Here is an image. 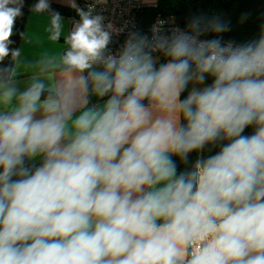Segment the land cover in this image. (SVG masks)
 Returning a JSON list of instances; mask_svg holds the SVG:
<instances>
[{"label":"clouds","instance_id":"9594fccd","mask_svg":"<svg viewBox=\"0 0 264 264\" xmlns=\"http://www.w3.org/2000/svg\"><path fill=\"white\" fill-rule=\"evenodd\" d=\"M65 2L66 33L32 5L64 47L26 61L0 0V264H264V26L158 19L113 50L124 27Z\"/></svg>","mask_w":264,"mask_h":264},{"label":"trees","instance_id":"16d2710c","mask_svg":"<svg viewBox=\"0 0 264 264\" xmlns=\"http://www.w3.org/2000/svg\"><path fill=\"white\" fill-rule=\"evenodd\" d=\"M34 3L35 0H25L23 16L18 18L15 24L16 34L12 37L15 43L12 47L18 46L19 33L22 32L27 12ZM51 8L63 15H74L73 11L54 4H51ZM157 13L173 15L180 28H184L194 16L219 17L230 26V31L222 34L223 40H232L236 43L247 42L258 37L261 27L264 26V0H156L155 4L146 5L139 12L138 25L141 31L148 29ZM8 62L5 60L4 63ZM186 94L184 93L185 96ZM252 131L251 128L246 129L245 134L250 135ZM216 150L218 149H213V152ZM205 154H208L207 149ZM196 156L197 153H191L190 160L194 161ZM175 159L179 169L183 170L185 165L181 164L178 158Z\"/></svg>","mask_w":264,"mask_h":264},{"label":"built area","instance_id":"2783aa9c","mask_svg":"<svg viewBox=\"0 0 264 264\" xmlns=\"http://www.w3.org/2000/svg\"><path fill=\"white\" fill-rule=\"evenodd\" d=\"M76 2L80 7L96 6V12L102 13L106 17L105 23L112 21L118 28L124 27V32L118 37L114 36L113 38V43L110 45L113 50L118 49L122 45L128 31H139L151 35L152 25L155 24L158 19L165 21L163 26L165 29L179 27L173 15L157 13L148 29L144 32L141 31L138 25V17L139 12L146 6L143 0H108L107 6L96 5V0H76ZM75 19H78V17L70 16L68 18L70 25L69 29L71 28L72 21Z\"/></svg>","mask_w":264,"mask_h":264},{"label":"crops","instance_id":"0c3cea01","mask_svg":"<svg viewBox=\"0 0 264 264\" xmlns=\"http://www.w3.org/2000/svg\"><path fill=\"white\" fill-rule=\"evenodd\" d=\"M143 2L145 4L147 3L146 0H143ZM50 3L57 7L73 11L74 15H63L60 13L64 19L66 33L70 27L68 18L70 16H76L75 10L70 8L65 0H50ZM155 3L156 2L153 4ZM149 4L147 3L146 5ZM49 20L50 17L47 13L36 14L31 12V8L28 10L22 30V32L26 33V37L24 40H22L20 37L19 44L17 46L22 49L23 58L26 61L34 60L44 52L54 53L63 49V37L58 43H53L47 39L48 34L46 33L45 28L48 26Z\"/></svg>","mask_w":264,"mask_h":264},{"label":"rangeland","instance_id":"374dc122","mask_svg":"<svg viewBox=\"0 0 264 264\" xmlns=\"http://www.w3.org/2000/svg\"><path fill=\"white\" fill-rule=\"evenodd\" d=\"M146 2H147L148 4H149V3H150V4H153L154 2H156V0H146ZM147 3H146V4H147ZM150 4H149V5H150Z\"/></svg>","mask_w":264,"mask_h":264}]
</instances>
